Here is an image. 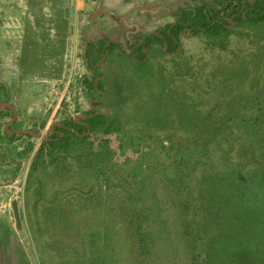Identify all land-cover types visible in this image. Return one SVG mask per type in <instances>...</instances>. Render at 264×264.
<instances>
[{"label":"rangeland","instance_id":"374dc122","mask_svg":"<svg viewBox=\"0 0 264 264\" xmlns=\"http://www.w3.org/2000/svg\"><path fill=\"white\" fill-rule=\"evenodd\" d=\"M224 1L0 0V264H264V20L165 38Z\"/></svg>","mask_w":264,"mask_h":264},{"label":"trees","instance_id":"16d2710c","mask_svg":"<svg viewBox=\"0 0 264 264\" xmlns=\"http://www.w3.org/2000/svg\"><path fill=\"white\" fill-rule=\"evenodd\" d=\"M236 4H237L236 0H225L223 7L217 11L211 8H207L205 6H201L199 10L191 9V11L188 12L189 16L185 13L184 18L176 21L174 24L169 25V29L165 35L166 42L168 41L167 43L168 49L177 48L178 46L177 40L179 33L188 27L195 33L199 32L200 30L218 32L226 29L225 28L226 24L223 22V18L229 14H234L237 18H244L254 22L264 20V0H253V1L244 0L239 4L238 7L236 6ZM187 17H190L192 19V24L197 23L198 25L196 27L189 26ZM154 37L155 36H153L152 38ZM152 38L148 40L147 45L152 41ZM112 44L114 43L109 44L110 48ZM85 53H86V59L89 62L88 56L90 54V51L86 49ZM145 56L146 53L145 52L142 53L141 59H144ZM100 75H102V71L96 74L95 79L93 80L94 82L92 83V87L90 89L92 90L100 89L102 82L101 80H97V78ZM95 118H97V115H94L92 118L86 120L85 121L86 123L84 125L85 126L89 125L92 122V120Z\"/></svg>","mask_w":264,"mask_h":264},{"label":"crops","instance_id":"0c3cea01","mask_svg":"<svg viewBox=\"0 0 264 264\" xmlns=\"http://www.w3.org/2000/svg\"><path fill=\"white\" fill-rule=\"evenodd\" d=\"M0 79H2L3 81H5L4 80V78H0ZM1 81V80H0ZM1 85V84H0ZM4 85V84H3ZM5 87V86H4ZM81 126H80V128H62V127H55L54 128V133H61V130H66V131H69V132H72V133H74V134H77V135H82L83 133H84V131H85V129L87 130V126H85L83 123L82 124H80ZM83 125V126H82ZM85 126V127H84ZM89 130V129H88ZM88 130L85 132V134H87V132H88ZM62 134V133H61Z\"/></svg>","mask_w":264,"mask_h":264},{"label":"flooded vegetation","instance_id":"af4514ba","mask_svg":"<svg viewBox=\"0 0 264 264\" xmlns=\"http://www.w3.org/2000/svg\"><path fill=\"white\" fill-rule=\"evenodd\" d=\"M88 119H89V117L86 118V120H88Z\"/></svg>","mask_w":264,"mask_h":264}]
</instances>
